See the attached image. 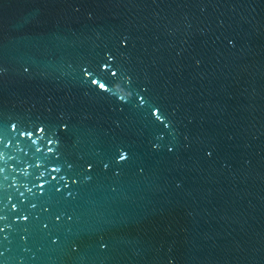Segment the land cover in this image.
I'll use <instances>...</instances> for the list:
<instances>
[{
  "label": "water",
  "instance_id": "95a60500",
  "mask_svg": "<svg viewBox=\"0 0 264 264\" xmlns=\"http://www.w3.org/2000/svg\"><path fill=\"white\" fill-rule=\"evenodd\" d=\"M0 264H264V0H0Z\"/></svg>",
  "mask_w": 264,
  "mask_h": 264
},
{
  "label": "snow or ice",
  "instance_id": "6c2138e0",
  "mask_svg": "<svg viewBox=\"0 0 264 264\" xmlns=\"http://www.w3.org/2000/svg\"><path fill=\"white\" fill-rule=\"evenodd\" d=\"M93 83H96V81H93ZM100 87L101 88H104V85L103 84H100Z\"/></svg>",
  "mask_w": 264,
  "mask_h": 264
}]
</instances>
